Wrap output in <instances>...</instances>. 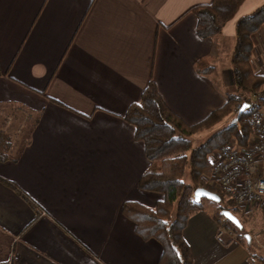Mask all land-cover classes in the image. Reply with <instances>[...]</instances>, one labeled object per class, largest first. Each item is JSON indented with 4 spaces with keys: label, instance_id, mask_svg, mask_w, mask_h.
Listing matches in <instances>:
<instances>
[{
    "label": "crops",
    "instance_id": "obj_1",
    "mask_svg": "<svg viewBox=\"0 0 264 264\" xmlns=\"http://www.w3.org/2000/svg\"><path fill=\"white\" fill-rule=\"evenodd\" d=\"M210 1L0 0V132L11 142L0 161V264H158L160 243L121 212L162 199L138 187L150 161L123 115L149 81L187 124L224 104L235 22L264 0H244L220 35L200 38L188 10ZM252 41L264 75V25ZM201 58L213 72H197ZM207 204L183 229L192 264H264ZM243 217L245 232L263 224Z\"/></svg>",
    "mask_w": 264,
    "mask_h": 264
},
{
    "label": "trees",
    "instance_id": "obj_2",
    "mask_svg": "<svg viewBox=\"0 0 264 264\" xmlns=\"http://www.w3.org/2000/svg\"><path fill=\"white\" fill-rule=\"evenodd\" d=\"M244 0H211L197 4L188 10L196 17V34L200 38L218 36L228 20L234 17ZM264 25V2L253 11L239 17L235 22L234 46L230 56L233 90L226 95L224 104L210 112L204 119L187 124L172 112L162 100L153 81L142 92L140 99L127 108L123 118L135 128L134 136L144 144L150 166L138 179V187L162 195L153 208L138 202L126 201L122 214L135 225V232L143 240H156L162 246L158 264H192V256L183 237V229L190 215L203 207L204 201L214 205V217L222 226L237 233L244 243L246 237H238V229L225 219L221 211L237 213L232 200H227L206 178L212 166L209 155L221 146L234 140L245 146L251 133L248 122L254 109L234 112V106L243 95L251 96L264 92V75L256 73L251 64L252 36ZM200 74H209L215 67L207 58L196 61ZM234 116L229 123L213 132L203 143L195 146L192 137L199 132L212 129L227 117ZM10 138L0 132V161L10 158ZM7 184L20 195L24 194L13 182ZM204 188L220 196L221 202L207 199L195 202L194 190ZM26 198V197H25ZM242 224V222H241ZM243 227V226H242Z\"/></svg>",
    "mask_w": 264,
    "mask_h": 264
},
{
    "label": "built area",
    "instance_id": "obj_3",
    "mask_svg": "<svg viewBox=\"0 0 264 264\" xmlns=\"http://www.w3.org/2000/svg\"><path fill=\"white\" fill-rule=\"evenodd\" d=\"M254 95H257L256 102L243 95L234 106V112L254 109L261 101L264 102V92L259 91ZM248 122L251 133L245 146L232 140L209 155L212 170L206 181L225 199L232 200L239 213L260 214L262 226L252 229L251 234L240 230L238 237L249 235L248 242L264 255V104L250 114ZM7 264H12L11 259Z\"/></svg>",
    "mask_w": 264,
    "mask_h": 264
},
{
    "label": "rangeland",
    "instance_id": "obj_4",
    "mask_svg": "<svg viewBox=\"0 0 264 264\" xmlns=\"http://www.w3.org/2000/svg\"><path fill=\"white\" fill-rule=\"evenodd\" d=\"M250 97V100L252 101V102H256L257 101V95H251V96H249ZM234 108V107H233ZM233 117L234 116H231V117H227L226 119H224L222 122H220L218 125H216L215 127H213L212 129H209V130H207V131H203V132H201V133H197L196 135H194L193 137H192V140H193V144L195 145V146H197V145H200L201 143H203L213 132H215L216 130H218V129H220V128H222V127H224V126H226L228 123H229V121L231 120V119H233ZM21 124V121H17V123H13L12 122V125L13 126H15V127H18L19 125ZM17 132V131H16ZM11 135H15L16 137V139L21 135V133H11ZM204 203H208L207 201H204ZM207 206L208 207H214V205L213 204H210V203H208L207 204ZM256 214H258V213H256ZM234 215L236 216V217H238V219L240 220V222H242V224H244V225H242L244 228H246V224L244 223V221L246 220V218L245 217H243V215H242V218H241V215H240V213L238 212V213H234ZM246 215V214H245ZM248 216V215H247ZM240 217V218H239ZM260 219H261V216H260ZM253 223V222H252ZM255 229V228H254ZM257 229V228H256ZM246 230L245 229H241V232H245ZM247 234H251V233H253V232H246ZM255 249V248H254ZM256 250V249H255ZM257 251V250H256Z\"/></svg>",
    "mask_w": 264,
    "mask_h": 264
},
{
    "label": "water",
    "instance_id": "obj_5",
    "mask_svg": "<svg viewBox=\"0 0 264 264\" xmlns=\"http://www.w3.org/2000/svg\"><path fill=\"white\" fill-rule=\"evenodd\" d=\"M212 197H215L216 199H213ZM193 199L195 202H198L201 199H207V200L213 201L215 203L221 202V198L218 194L213 193V192H211L207 189H204V188L195 189L194 193H193ZM225 213H227L228 215H225ZM221 214L225 219H227L232 224H234L238 229H240V230L242 229V224H241L240 220L238 219V217H236L234 215V213H232L229 210L223 209L221 211ZM229 217L234 218V219H230ZM245 237L248 240L249 235L246 234Z\"/></svg>",
    "mask_w": 264,
    "mask_h": 264
},
{
    "label": "snow or ice",
    "instance_id": "obj_6",
    "mask_svg": "<svg viewBox=\"0 0 264 264\" xmlns=\"http://www.w3.org/2000/svg\"><path fill=\"white\" fill-rule=\"evenodd\" d=\"M243 110V109H242ZM213 199H216L215 197H212ZM225 215H228L227 213H225ZM230 219H234V218H231V217H229Z\"/></svg>",
    "mask_w": 264,
    "mask_h": 264
}]
</instances>
